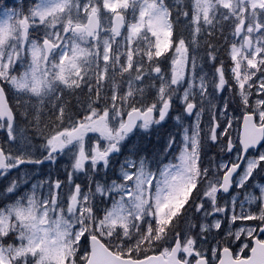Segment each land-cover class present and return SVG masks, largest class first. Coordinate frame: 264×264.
<instances>
[{"label":"snow or ice","instance_id":"obj_1","mask_svg":"<svg viewBox=\"0 0 264 264\" xmlns=\"http://www.w3.org/2000/svg\"><path fill=\"white\" fill-rule=\"evenodd\" d=\"M0 264H264V0H0Z\"/></svg>","mask_w":264,"mask_h":264}]
</instances>
